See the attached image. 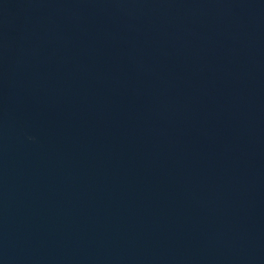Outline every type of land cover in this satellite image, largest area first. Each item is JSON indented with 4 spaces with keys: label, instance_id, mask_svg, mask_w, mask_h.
I'll return each mask as SVG.
<instances>
[{
    "label": "water",
    "instance_id": "water-1",
    "mask_svg": "<svg viewBox=\"0 0 264 264\" xmlns=\"http://www.w3.org/2000/svg\"><path fill=\"white\" fill-rule=\"evenodd\" d=\"M0 264H264V0H0Z\"/></svg>",
    "mask_w": 264,
    "mask_h": 264
}]
</instances>
